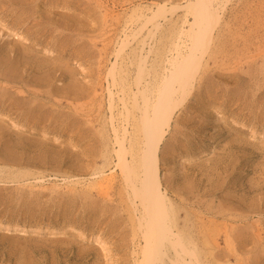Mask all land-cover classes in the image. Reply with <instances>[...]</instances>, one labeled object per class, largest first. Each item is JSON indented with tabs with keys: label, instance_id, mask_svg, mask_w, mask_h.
<instances>
[{
	"label": "rangeland",
	"instance_id": "374dc122",
	"mask_svg": "<svg viewBox=\"0 0 264 264\" xmlns=\"http://www.w3.org/2000/svg\"><path fill=\"white\" fill-rule=\"evenodd\" d=\"M220 1L223 3L215 6L212 14L215 19L208 28L211 42L203 48L204 53L197 52L201 53L202 66L195 72L192 94L173 109L160 145V177L173 204L175 223L186 222L185 231L202 240L194 250L197 263L264 264V0ZM195 2L0 0V121H5L0 123V133H4L0 134V161L7 160L0 162L4 173L0 172V177L3 174L1 179L6 180L0 181V264L138 262L133 258L138 247L131 242L132 226L125 195L119 187V170L113 165L115 157L110 150L113 135L108 121L107 89L116 97L120 86L116 82L114 85L110 76L114 74L117 78L121 70L129 82L135 81L134 75H145L142 80L138 78L142 83L154 73L153 69L165 74L173 56L170 36L181 29L178 41L187 43L188 29L197 10ZM161 5L164 12L145 25V20ZM172 5H176V10L170 8ZM166 19H176L172 28ZM137 25L143 28L133 38L132 29H139ZM143 38L146 44L141 42ZM164 49L169 52L164 54ZM139 50L144 58L147 50L149 53L144 64L138 65L135 61ZM129 52L134 60L130 66L125 59ZM157 52L161 53L162 59L158 58L161 63L156 58ZM138 66L141 68L137 74ZM7 98L19 104L11 107ZM29 105L44 116L25 122L24 111ZM212 121L216 127L210 132ZM100 130H106L108 142L100 141ZM14 159L22 166L16 165ZM109 169L113 173H108ZM9 170L25 174L15 182L7 176ZM97 179L101 188L96 185ZM225 234L229 236L226 238ZM163 248L166 255L172 254L171 248ZM137 252L139 257L140 251Z\"/></svg>",
	"mask_w": 264,
	"mask_h": 264
},
{
	"label": "bare ground",
	"instance_id": "6f19581e",
	"mask_svg": "<svg viewBox=\"0 0 264 264\" xmlns=\"http://www.w3.org/2000/svg\"><path fill=\"white\" fill-rule=\"evenodd\" d=\"M48 1V0H47ZM52 2V1H51ZM87 2V1H85ZM49 3V2H47ZM195 15L193 16L194 20H192V24H189L192 26L189 28V34L188 38L185 42L187 43H181L178 41L180 36H181V29H177V32L170 38H172L169 42V49L171 52L173 51V56L169 59V69L167 68V71L165 74H158L155 69L151 70L154 71L150 77H147L146 80H144L142 83L139 82V79L142 80V77H145L140 75H134L137 76L134 82H129L126 81L127 79L125 78L123 73L124 70H121L117 78L114 77V74L110 73L111 70L113 69V65L110 66L109 68V73L112 74L110 78H114L113 82L115 85V82L117 85H119V92H117L116 97L114 96V93H112L110 90L107 88V96H108V109L110 110V116L108 117V121L110 123L111 127V135L113 137L110 139L112 143V148L110 149L112 151V155L115 157V163H113L114 167L118 168L119 172V187L121 189V192H124L126 204H127V212H128V218L131 222L132 226V239L131 242H133L134 246L138 247L137 251H140L139 254H141L139 257H136L137 251L134 252L135 257H133L135 260L134 262H137L135 264H158V261L164 262L166 261L168 264H201L197 263V258L194 253L195 248H197V245L199 242L202 240L200 239L198 241L197 237L193 236L190 231H185L184 226L187 224L186 222L182 224H177L175 223V213L172 212L173 210L171 209V204L170 199L167 197L165 190L163 189L164 184L162 182V179L160 177V165H159V157H158V151L160 148V145L162 144V141L165 136V131L170 125V120L172 118V112L173 109H175V106L177 104H182L184 98L186 95L189 93L192 94L191 89L193 87V82H194V76L197 73L196 70L198 67L202 66L200 64V58L201 53H199V50L203 51V48L206 49V45L208 42H211L212 36L211 32L208 30L209 25H211V21L215 19L212 18L213 11L215 10V6L219 2V0H196L195 2ZM223 3V2H222ZM221 3V4H222ZM162 4V3H161ZM191 4L190 2L188 5ZM164 5V4H163ZM171 5V4H170ZM187 5V6H188ZM194 5V4H193ZM192 5V6H193ZM181 6V5H180ZM184 6V5H183ZM186 6V5H185ZM191 6V5H190ZM188 6V7H190ZM165 7V6H164ZM182 7V6H181ZM179 7V8H181ZM218 7V6H217ZM221 7V6H220ZM172 10H176L175 8L176 5H172L170 7ZM191 8V7H190ZM189 8V9H190ZM219 8V7H218ZM217 8V9H218ZM50 9V8H49ZM220 9V8H219ZM218 9V11H219ZM191 10V9H190ZM194 10V9H193ZM155 11V10H154ZM185 11V10H184ZM105 12V11H104ZM160 12H164L162 5L157 6L156 11L152 14L151 17L147 18L145 20V25L147 24L146 22H149L150 20L154 19L156 16L160 14ZM191 12V11H189ZM187 12V13H189ZM215 12V11H214ZM84 13V12H83ZM170 13V12H169ZM186 13V12H185ZM186 13V15H187ZM104 14V13H103ZM151 14V13H150ZM149 14V15H150ZM171 14V13H170ZM184 14V13H183ZM191 14V13H189ZM107 15V14H106ZM140 15V14H139ZM138 15V16H139ZM192 15V14H191ZM163 16V14H162ZM217 17V15H215ZM219 16V14H218ZM183 17V16H182ZM105 18V17H104ZM141 18V17H140ZM145 18V17H143ZM168 18V17H167ZM176 18V17H175ZM186 19V17H184ZM218 18V17H217ZM39 19V18H37ZM164 19V18H163ZM169 19V18H168ZM181 19V18H180ZM144 20V19H143ZM167 20V19H166ZM176 21V19H173ZM173 20H167V24L170 25L172 28L174 25ZM140 21V20H139ZM154 21V20H153ZM157 21V20H156ZM174 21V22H175ZM186 21V20H185ZM183 21V22H185ZM158 22V21H157ZM156 22V23H157ZM166 22V21H165ZM182 22V21H180ZM187 22V21H186ZM217 22V20H216ZM135 23V22H134ZM141 23V22H140ZM154 23V22H153ZM155 23V24H156ZM160 24V22H158ZM213 23V22H212ZM215 23V21H214ZM142 24V23H141ZM163 24V23H162ZM161 24V25H162ZM166 24V23H165ZM216 24V23H215ZM214 24V25H215ZM144 25V22H143ZM154 25V24H153ZM141 26V25H139ZM152 25L150 24V28ZM164 26V25H163ZM168 27V25H166ZM176 26V24H175ZM184 26V25H183ZM213 26V25H212ZM138 27V25H137ZM154 27L157 28V25ZM159 27V26H158ZM161 27V26H160ZM180 27V25H179ZM139 28V27H138ZM143 28V27H141ZM141 28L134 30L132 32L133 38L139 34ZM149 30V27L147 28ZM145 31H148V30ZM176 29V28H174ZM213 29V28H212ZM152 30V29H151ZM157 32L156 30H154ZM149 32V31H148ZM152 32V31H151ZM150 32V33H151ZM169 32H171L169 30ZM129 33V32H128ZM147 33V32H145ZM173 33V31L171 32ZM63 34V33H62ZM126 35V34H125ZM143 35V34H142ZM146 34H144L145 36ZM148 35V34H147ZM152 35V34H151ZM238 35V34H237ZM34 36V35H33ZM36 36V35H35ZM149 36V35H148ZM8 37V35H7ZM21 37V36H20ZM123 37V36H122ZM125 37V36H124ZM127 37V36H126ZM129 37V35H128ZM127 37V38H128ZM151 37V36H150ZM165 37V36H164ZM36 38V37H35ZM169 38L168 36L166 39ZM31 39V38H30ZM122 39V38H121ZM131 39V38H130ZM165 38H163L164 40ZM214 39V37H213ZM26 40V39H25ZM39 40V39H38ZM80 40V39H79ZM124 40V39H123ZM129 40V39H128ZM142 43L144 42L143 40H146L145 38L141 39ZM149 40V37H148ZM162 40L163 44L164 41ZM185 40V38H184ZM93 41V40H92ZM126 40H124L125 42ZM155 41V40H154ZM159 41V40H158ZM213 41V40H212ZM84 42V41H83ZM114 42V41H113ZM122 42V41H120ZM119 42V43H120ZM123 42V43H124ZM131 42V40L129 41ZM128 42V44H129ZM136 42V41H135ZM140 42V44H141ZM92 43V42H91ZM118 43V44H119ZM122 43V44H123ZM126 43V42H125ZM145 43V42H144ZM150 43V42H149ZM94 44V43H93ZM146 44V43H145ZM153 44V42L151 43ZM150 44V47L152 46ZM162 44V43H161ZM210 44V43H209ZM9 45V44H8ZM60 45V44H59ZM137 45V43L135 44ZM143 45V44H142ZM31 46V45H29ZM127 46V44H126ZM159 46V45H158ZM165 46V45H164ZM163 46V47H164ZM27 47V46H26ZM34 47V46H33ZM48 47V46H47ZM81 47V46H80ZM135 47L134 45L132 48ZM138 47V46H136ZM142 46L140 45V48ZM145 47V46H144ZM166 47L167 44H166ZM92 48V46H91ZM127 48V47H126ZM139 48V47H138ZM137 48V50H138ZM139 48V49H140ZM143 48V47H142ZM152 48V47H151ZM150 48V49H151ZM165 48V47H164ZM86 49V48H85ZM88 49V48H87ZM123 49V46H122ZM120 48L118 52L122 51ZM157 49V48H156ZM154 47V50L157 51ZM162 49V47H161ZM221 49V48H220ZM44 50V49H43ZM48 50V49H47ZM117 50V49H116ZM130 50V49H129ZM134 50V49H132ZM131 50V51H132ZM141 50V49H140ZM139 50V57L135 61L138 65L139 64H144L142 63L145 61V58L147 57V54L149 53V50H147V54L145 55V58L142 54H140ZM153 50V49H152ZM159 50V49H158ZM38 51V50H37ZM80 51V50H79ZM115 51V50H114ZM161 51V50H160ZM159 51V52H160ZM10 52V51H9ZM144 52V51H143ZM152 52V51H151ZM164 54H167L169 50L165 51L164 49ZM198 52V53H197ZM224 52V51H223ZM117 53V52H116ZM126 53V52H125ZM124 53V54H125ZM146 53V52H145ZM222 53V52H221ZM10 54V53H9ZM60 54V52H59ZM118 54V53H117ZM122 54V53H121ZM133 54V53H132ZM131 52L125 57L127 60V63L129 65L134 62L133 60V55ZM158 57L157 59L162 57H159V53H156ZM154 54V55H156ZM244 54V53H243ZM255 54V53H254ZM171 55V53H170ZM200 55V56H199ZM203 55V54H202ZM205 55V54H204ZM222 55V54H221ZM228 53L226 54V56ZM231 55V54H230ZM245 55V54H244ZM81 57V56H80ZM122 57V56H121ZM137 57V56H136ZM170 57V56H167ZM230 57V56H228ZM119 58V57H118ZM143 58V59H142ZM152 58V56H151ZM154 58V57H153ZM152 58V59H153ZM227 58V57H226ZM51 59V58H50ZM54 59V58H53ZM58 59V58H57ZM149 59V58H148ZM155 59V58H154ZM74 60V59H73ZM121 60V59H120ZM243 60V59H242ZM245 60V59H244ZM114 61V60H113ZM153 62L152 60H150ZM158 61L161 63L158 59ZM165 61V59H164ZM86 62V61H85ZM124 62V60H123ZM148 62V61H147ZM155 62V61H154ZM166 62V61H165ZM21 63V62H20ZM115 63V62H114ZM117 63V62H116ZM122 63V62H121ZM120 63V65H121ZM135 63V64H136ZM149 63V62H148ZM156 63V62H155ZM202 63V62H201ZM235 63V62H233ZM232 63V64H233ZM22 64V63H21ZM20 64V66H21ZM24 64V63H23ZM22 64V65H23ZM66 64V63H65ZM68 64V63H67ZM119 64V63H118ZM147 64V63H146ZM125 65V63H124ZM154 65V64H153ZM200 65V66H199ZM231 65V64H230ZM229 65V66H230ZM130 66V65H129ZM136 66V65H135ZM151 66V65H150ZM216 66V65H215ZM58 67V66H57ZM67 67V66H64ZM116 67V66H115ZM117 67H119L117 65ZM122 67V66H121ZM126 67V66H124ZM143 67V65L141 66ZM138 66V69L136 67V72L138 74V70L140 68ZM157 66H155L156 68ZM159 67V64H158ZM161 67V66H160ZM150 67L148 66V69ZM154 68V66L152 67ZM163 68V67H162ZM201 68V67H200ZM235 68V67H234ZM233 68V69H234ZM57 69V68H56ZM70 69V68H69ZM134 69V68H133ZM144 69V68H143ZM161 69V68H160ZM215 69V68H214ZM217 69V68H216ZM232 69V68H231ZM11 70V69H10ZM120 70V69H118ZM219 70V69H218ZM226 70V69H225ZM113 71V70H112ZM142 73L144 70H141ZM149 71V70H148ZM162 71V70H161ZM220 71V70H219ZM218 71V72H219ZM227 71V70H226ZM135 72V70H134ZM135 72V73H136ZM147 72V70H146ZM150 72V74H151ZM196 72V73H195ZM206 72V71H205ZM234 72L235 69H234ZM108 73V74H109ZM128 73V72H127ZM145 73V72H144ZM148 73V72H147ZM160 73V72H159ZM2 74V73H1ZM83 74V73H82ZM99 74V73H98ZM141 74V73H140ZM233 74V73H232ZM7 75V74H6ZM62 75V74H61ZM5 76V74H4ZM142 76V77H141ZM105 77V76H104ZM12 78V75H11ZM139 78V79H138ZM6 79V78H5ZM103 79V77H102ZM126 79V80H125ZM131 79V78H130ZM133 79V78H132ZM196 79V77H195ZM204 79V78H203ZM15 80V79H12ZM9 81V80H8ZM16 81V80H15ZM99 81H101L99 79ZM11 82V80H10ZM35 82V81H34ZM33 82V83H34ZM198 82V81H197ZM37 83V82H36ZM35 83V84H36ZM45 82L43 81L42 84ZM47 83V82H46ZM45 83V84H46ZM38 84V83H37ZM44 84V85H45ZM28 86V85H27ZM33 86V85H32ZM43 86V85H42ZM46 86V85H45ZM88 86V85H87ZM109 86V85H108ZM30 87V86H29ZM34 87V86H33ZM38 87V86H36ZM111 87V86H110ZM1 88V87H0ZM7 88V87H6ZM11 88V86H10ZM25 88L26 85H25ZM31 88V91L34 89ZM109 88V87H108ZM16 90V88H15ZM23 90V89H22ZM25 90V89H24ZM30 90V89H29ZM38 90V89H36ZM252 90V89H251ZM12 91V90H11ZM19 91V89H18ZM17 91V92H18ZM21 91V90H20ZM91 91V90H90ZM113 91V90H112ZM30 92V91H29ZM35 92V91H34ZM38 93V91H36ZM15 92L13 91V94ZM21 94V92H19ZM18 93V94H19ZM25 93V92H24ZM23 93V94H24ZM95 93V92H94ZM31 94V92L29 93ZM33 94V93H32ZM28 96V94H26ZM44 95V94H43ZM3 96V95H2ZM5 96V95H4ZM13 96V95H12ZM20 96V95H19ZM24 96V95H23ZM21 96V98L23 97ZM95 96V95H94ZM93 96V97H94ZM45 97V96H44ZM1 98V97H0ZM3 98V97H2ZM5 98V97H4ZM3 98V99H4ZM107 98V97H106ZM116 98V100H114ZM8 99V98H7ZM31 99V98H30ZM91 99V98H89ZM9 100V99H8ZM12 100V99H11ZM40 101V99H38ZM86 100V99H85ZM101 100V99H100ZM114 100V102H113ZM7 102V100H5ZM10 101V100H9ZM87 101V100H86ZM41 102V101H40ZM116 102V103H115ZM43 103V102H42ZM11 107L14 106L16 107L19 102L17 101H10ZM32 104V103H31ZM114 104H116V115H112V109L114 108ZM5 105V102H4ZM3 106V105H2ZM19 106V105H18ZM21 106V105H20ZM97 106V105H96ZM99 106V105H98ZM101 106V105H100ZM118 106V107H117ZM178 106V105H177ZM44 107V106H43ZM3 108V107H2ZM18 108V107H17ZM115 109V108H114ZM1 110V109H0ZM74 110V109H73ZM105 110V109H104ZM11 111V108H10ZM39 111V110H38ZM96 111V110H95ZM75 112V111H74ZM177 112V111H176ZM3 114V112H1ZM14 113V112H13ZM16 113V112H15ZM95 113V112H93ZM97 113V111H96ZM95 113V114H96ZM114 114V113H113ZM182 114V113H181ZM47 115V114H46ZM94 115V114H93ZM24 116L26 117L25 122L29 123L31 120L33 121L34 118L38 117L41 118L44 115L41 114V112H36L35 108L29 105L28 108L25 109L24 111ZM89 116V115H88ZM48 117V115H47ZM20 118V117H19ZM23 118V117H22ZM76 119V118H75ZM82 119V118H81ZM84 119V118H83ZM22 120V119H21ZM67 120V119H66ZM94 120V119H93ZM2 121V120H1ZM0 121V123H2ZM9 121V120H7ZM20 121V119H19ZM104 121V120H103ZM41 122V121H40ZM5 123V121L3 122ZM20 123V122H19ZM27 123V124H28ZM36 123V122H35ZM43 123V122H42ZM84 123V122H83ZM12 124V123H10ZM5 125V124H3ZM20 125V124H19ZM32 125V124H31ZM43 125V124H42ZM41 125V126H42ZM45 125V123H44ZM91 125V124H90ZM89 125V126H90ZM36 126V124H35ZM39 126V125H38ZM75 126V125H74ZM96 126V125H95ZM3 128V126H1ZM29 127V126H28ZM73 127V126H72ZM77 127V125H76ZM92 127V126H91ZM216 125L215 122L212 121L210 126H209V131H213L215 129ZM30 128V127H29ZM75 128V127H74ZM72 129V128H71ZM96 129V128H95ZM2 130V129H1ZM18 130V129H17ZM41 130V129H40ZM77 131V130H76ZM95 131V130H94ZM102 131V130H100ZM100 133V141L104 143L109 137L108 133L102 131ZM78 132V131H77ZM76 132V134H77ZM96 132V131H95ZM72 133V132H71ZM253 133V131H252ZM256 133V132H255ZM2 134V133H0ZM4 134V133H3ZM2 134V135H3ZM80 134V133H79ZM110 134V133H109ZM208 134V133H207ZM207 134H204L203 136L205 137ZM43 135V134H42ZM72 135V134H70ZM74 135V134H73ZM45 136V134H44ZM53 136V135H52ZM55 137V136H54ZM94 137V136H93ZM78 139V138H77ZM96 139V138H95ZM106 139V140H105ZM109 140V139H108ZM109 140V141H110ZM58 141V139L56 140ZM77 141V140H76ZM247 141V140H246ZM13 142V141H12ZM108 142V141H106ZM105 142V143H106ZM10 142H8L9 144ZM64 143V142H63ZM97 143V142H96ZM7 144V143H6ZM11 144V143H10ZM14 144V143H13ZM75 144V141H74ZM12 145V144H11ZM17 145V143L15 144ZM19 145V144H18ZM163 145V144H162ZM22 146V145H21ZM75 146V145H74ZM106 148L109 147V145H104ZM11 147V146H10ZM18 147V146H17ZM16 148V147H14ZM13 148V149H14ZM22 148V147H21ZM262 148V147H261ZM7 149V148H6ZM11 149V148H10ZM18 149V148H17ZM74 149V148H73ZM109 149V148H108ZM79 150V148H78ZM97 150V149H96ZM4 151V150H3ZM16 151V150H15ZM12 152V150H11ZM97 152V151H96ZM106 152V151H105ZM104 152V153H105ZM109 152V150L107 151ZM3 153V152H2ZM7 153V152H6ZM14 153V152H13ZM10 154V153H8ZM15 154V153H14ZM12 154V155H14ZM19 154V153H18ZM22 154V153H21ZM106 154V153H105ZM5 156V154H2V156ZM107 155V154H106ZM106 155H102L103 159L106 158ZM10 156V155H7ZM21 156V155H20ZM105 156V157H104ZM111 155L109 154V157ZM263 156V155H262ZM6 157V156H5ZM11 157V156H10ZM19 157V156H18ZM232 157V156H231ZM1 158V157H0ZM8 158V157H7ZM17 158V157H16ZM20 158V157H19ZM172 158V157H171ZM13 159V158H11ZM21 159V158H20ZM19 159V160H20ZM18 160V161H19ZM3 161H7L6 159ZM0 161V162H3ZM112 161V159H111ZM8 162H10L8 160ZM13 162V160H12ZM14 162L17 163L16 165L20 164L19 162H16L14 159ZM102 162V161H101ZM6 163V162H5ZM87 163V162H86ZM104 163V160H103ZM181 163V162H180ZM100 164V163H99ZM107 164V161H106ZM21 165V164H20ZM101 165V164H100ZM103 165V164H102ZM181 165V164H179ZM22 166V165H21ZM86 166V165H85ZM2 167V166H1ZM0 167V172H2V169ZM113 167V166H112ZM113 167V168H114ZM179 167V166H178ZM181 167V166H180ZM13 168V167H11ZM103 168V167H101ZM100 168V169H101ZM223 168V167H222ZM261 168V167H260ZM264 168V167H263ZM8 170V168H6ZM10 169V168H9ZM88 169V168H87ZM180 169V168H179ZM182 168L181 170H183ZM24 170V169H23ZM22 170V171H23ZM113 170V169H112ZM264 170V169H263ZM4 171V170H3ZM98 171V169H97ZM111 171L110 169L108 170ZM7 172V171H6ZM16 172V171H15ZM14 172V173H15ZM27 172V170H26ZM94 172V171H93ZM101 172V170H100ZM99 172V176L102 175ZM112 172V171H111ZM182 172V171H181ZM262 172V171H261ZM3 173V172H2ZM13 171L11 172L9 170L10 175L9 178H11V181L18 180L19 177L23 176L25 172H18L14 174ZM30 173V172H29ZM105 173V172H104ZM103 173V174H104ZM113 173V172H112ZM194 173V172H193ZM258 173V172H257ZM4 174V173H3ZM2 174V175H3ZM93 174V173H91ZM162 174V173H161ZM1 175V177H3ZM6 175V173H5ZM38 175V174H37ZM111 175V173H110ZM26 176V175H25ZM88 176V175H87ZM93 176V175H92ZM0 177V181H6L5 179L2 180ZM6 177V176H5ZM50 177V176H49ZM81 177V176H80ZM106 177V178H105ZM104 178L107 179L108 175H106ZM110 177V176H109ZM113 177V176H112ZM4 178V177H3ZM8 178V177H7ZM8 178V179H9ZM23 178V177H22ZM41 178V177H40ZM103 178V179H104ZM115 178V177H113ZM36 179V178H35ZM42 179V178H41ZM105 179L103 181H105ZM116 179V178H115ZM20 180V179H19ZM88 180V179H87ZM98 180V179H97ZM112 180V179H110ZM10 181V182H11ZM78 181V180H77ZM109 181V180H108ZM227 181V180H226ZM16 182V181H15ZM45 182V181H44ZM60 182V181H59ZM63 182V181H62ZM102 182V181H100ZM118 182V180H117ZM180 182V181H179ZM20 183V182H19ZM75 183V182H74ZM94 184L95 181L93 182ZM103 183V182H102ZM101 183V184H102ZM106 183V181H105ZM111 183V181L109 182ZM4 184V183H3ZM90 184V183H89ZM104 184V183H103ZM102 184V185H103ZM30 185V184H29ZM99 185V180L98 184ZM106 185V184H104ZM103 185V186H104ZM57 186V185H55ZM93 186V185H91ZM90 186V187H91ZM109 186V185H108ZM32 187V186H31ZM36 187V186H35ZM32 187V188H35ZM89 187V186H88ZM94 187V186H93ZM105 187V186H104ZM107 187V186H106ZM111 187V186H110ZM107 187V188H110ZM113 187V186H112ZM98 188H101L98 187ZM106 188V191H107ZM165 188V187H164ZM45 189V188H44ZM111 189V188H110ZM109 189V190H110ZM18 190V189H17ZM31 191V190H30ZM100 191V190H99ZM105 191V192H106ZM206 191V190H205ZM103 192V191H102ZM109 193V192H108ZM118 193V192H117ZM99 194V192L97 193ZM119 193L118 195H120ZM103 195H106L104 193ZM110 196V194H107ZM106 195V196H107ZM123 196V194H122ZM52 197V196H51ZM102 197V196H101ZM121 197V195H120ZM256 197V196H255ZM108 198V197H107ZM106 198V199H107ZM111 198V197H110ZM201 198V197H200ZM204 198V197H203ZM105 199V200H106ZM82 200V199H81ZM102 200V198H101ZM109 199H107L108 201ZM113 201V200H112ZM119 201V200H118ZM211 202V201H210ZM209 203V201H208ZM105 204V203H104ZM124 204V203H123ZM210 205V204H209ZM215 205V204H214ZM92 206V205H91ZM123 206V205H122ZM208 205H206L207 207ZM173 207V206H172ZM103 208V207H102ZM108 208V207H107ZM219 208V206H218ZM125 209V208H124ZM207 209V208H206ZM209 209V208H208ZM213 209V208H212ZM126 210V209H125ZM235 211V210H234ZM233 211V212H234ZM126 212V213H127ZM222 212H224L222 210ZM221 212V213H222ZM237 212V211H236ZM112 215V214H111ZM216 215V214H215ZM230 216V215H229ZM235 218L234 216H232ZM32 220V219H31ZM127 220V219H126ZM124 221V220H122ZM126 222V221H125ZM123 223V222H122ZM253 223V222H252ZM114 224V223H113ZM125 224V223H124ZM248 224V223H247ZM36 225V224H35ZM246 225V224H245ZM17 226V225H16ZM114 226V225H113ZM237 226V223H236ZM40 227V226H39ZM248 227V226H247ZM245 228V227H244ZM250 228V227H249ZM249 228L247 230H249ZM17 229V228H16ZM23 229V228H22ZM30 229V228H29ZM37 229V228H36ZM80 229V228H79ZM199 229V226L198 228ZM230 229V228H229ZM251 229V228H250ZM253 229V228H252ZM28 230V228L26 229ZM76 230V229H75ZM113 230V229H112ZM195 230V229H194ZM236 230V228H235ZM243 230V229H242ZM100 231V230H98ZM193 231V230H192ZM225 233H227L225 231ZM230 233V232H229ZM232 233V232H231ZM236 233V232H235ZM27 234V233H26ZM246 234V231H245ZM24 235V234H23ZM195 235V234H194ZM199 235V234H198ZM108 236V235H107ZM226 238L229 236V234H225ZM246 236V235H245ZM9 237V236H8ZM44 237V236H42ZM10 238V237H9ZM38 238V237H36ZM50 238V237H49ZM97 238V237H95ZM97 241V239H95ZM229 238V237H228ZM39 239V238H38ZM103 239V238H102ZM101 239V240H102ZM59 240V239H57ZM56 240V241H57ZM67 240V239H66ZM52 241V240H50ZM65 241V240H64ZM72 241V240H71ZM75 242V241H73ZM72 242V243H73ZM228 242L231 243L230 240ZM65 243V242H64ZM71 243V242H70ZM104 243V242H103ZM69 244V243H68ZM95 244V243H94ZM83 245V244H82ZM91 245V244H90ZM106 245V244H104ZM204 245V244H203ZM86 246V244H85ZM89 246V245H88ZM91 247V246H90ZM133 247V246H132ZM169 247L172 249V254L171 255H166L163 252L162 248ZM201 247V246H199ZM135 248V247H134ZM163 248V249H164ZM227 248V247H226ZM234 248V247H233ZM165 250V249H164ZM132 253H130L131 255ZM185 254L188 255V258L185 257ZM211 254V253H210ZM166 255V256H165ZM186 255V256H187ZM99 256V255H98ZM131 257V256H130ZM220 257V256H219ZM222 257V255H221ZM21 258V256L19 257ZM98 258V257H97ZM131 258V259H133ZM25 259V258H24ZM107 259V258H106ZM103 260V259H102ZM105 260V259H104ZM130 261V260H129ZM133 261V260H132ZM99 262V261H98ZM128 262V261H127ZM130 263V262H129ZM206 263V262H205Z\"/></svg>",
	"mask_w": 264,
	"mask_h": 264
}]
</instances>
